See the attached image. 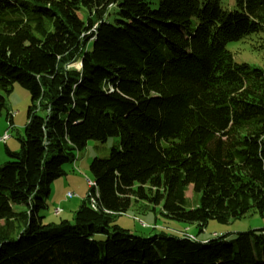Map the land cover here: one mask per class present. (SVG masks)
Returning a JSON list of instances; mask_svg holds the SVG:
<instances>
[{
    "label": "trees",
    "instance_id": "1",
    "mask_svg": "<svg viewBox=\"0 0 264 264\" xmlns=\"http://www.w3.org/2000/svg\"><path fill=\"white\" fill-rule=\"evenodd\" d=\"M252 36L263 52L264 0H0V113L14 84L30 97L0 166V264H264L262 229L199 241L114 224L139 204L199 232L264 218V69L226 49ZM108 137L120 149L90 163L72 222L42 223L37 195Z\"/></svg>",
    "mask_w": 264,
    "mask_h": 264
},
{
    "label": "rangeland",
    "instance_id": "2",
    "mask_svg": "<svg viewBox=\"0 0 264 264\" xmlns=\"http://www.w3.org/2000/svg\"><path fill=\"white\" fill-rule=\"evenodd\" d=\"M154 1V0H153ZM221 8L233 11L236 8V0H218ZM254 37H247L242 41L229 42L226 49L232 54L235 63H247L251 67L264 69V51L257 49ZM5 107L0 113V136L4 133L9 135V141H0V166L9 159L5 150L17 152L19 150V139L24 135L26 124V111L30 103V97L23 87L14 84L10 93L4 94ZM8 114V116H7ZM9 117V118H8ZM10 118L12 124L10 127ZM120 149L118 137H108L105 142L90 140L83 150L77 153V158L72 164L63 166L64 174L48 184V194H38L43 199V205L37 207V215L42 217V223H59L62 220L72 222L74 213L87 199L90 191L87 181L92 180L89 165L94 159L107 158L111 149ZM190 187L187 196L192 197ZM75 195L66 198V194ZM139 205L132 206L125 214L118 216L114 224L121 229L128 230L132 234L149 237L160 232L182 236L190 234L199 241L209 240L216 235H225L227 239H233L238 232L250 230H264V218L256 214H248L242 219L230 221L227 224H220L216 221H209L203 231L199 232L195 224H184L177 221L164 219L159 215L160 208L155 211L147 210L142 212ZM16 210H25L24 205L15 206ZM59 209L58 214L54 213Z\"/></svg>",
    "mask_w": 264,
    "mask_h": 264
},
{
    "label": "built area",
    "instance_id": "3",
    "mask_svg": "<svg viewBox=\"0 0 264 264\" xmlns=\"http://www.w3.org/2000/svg\"><path fill=\"white\" fill-rule=\"evenodd\" d=\"M7 140H8V134L5 133L3 136H1L0 141H1V142H6ZM74 196H75V195H73V194H71V193H67V194H66V198H72V197H74ZM54 211L60 212L59 209H55Z\"/></svg>",
    "mask_w": 264,
    "mask_h": 264
},
{
    "label": "bare ground",
    "instance_id": "4",
    "mask_svg": "<svg viewBox=\"0 0 264 264\" xmlns=\"http://www.w3.org/2000/svg\"><path fill=\"white\" fill-rule=\"evenodd\" d=\"M8 139H9V135H8ZM87 184H88V187H89V188L92 187V186H94V183H93L91 180H88V181H87ZM91 201H92V203H94V200H93V199H91ZM54 213H55V214H58L59 212L54 211ZM184 236H187L188 238L194 239L192 235L187 234V233L184 234Z\"/></svg>",
    "mask_w": 264,
    "mask_h": 264
},
{
    "label": "crops",
    "instance_id": "5",
    "mask_svg": "<svg viewBox=\"0 0 264 264\" xmlns=\"http://www.w3.org/2000/svg\"><path fill=\"white\" fill-rule=\"evenodd\" d=\"M8 122H10V127H11V124H12V118H10V121H8ZM13 125V124H12ZM4 135V133L1 135V136H3ZM1 136H0V138H1ZM9 141V140H8ZM7 141V142H8ZM3 143H5V142H3ZM35 213L37 214V211L35 210ZM38 216V215H37ZM264 231V230H263ZM203 241H206V240H203Z\"/></svg>",
    "mask_w": 264,
    "mask_h": 264
}]
</instances>
